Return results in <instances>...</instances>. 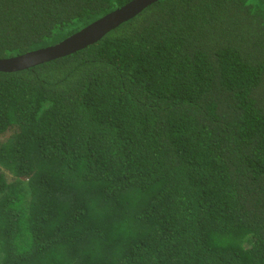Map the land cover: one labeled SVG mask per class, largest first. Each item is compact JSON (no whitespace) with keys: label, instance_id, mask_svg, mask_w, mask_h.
<instances>
[{"label":"trees","instance_id":"trees-1","mask_svg":"<svg viewBox=\"0 0 264 264\" xmlns=\"http://www.w3.org/2000/svg\"><path fill=\"white\" fill-rule=\"evenodd\" d=\"M129 0H0V57ZM0 264H264V0H155L0 71Z\"/></svg>","mask_w":264,"mask_h":264},{"label":"water","instance_id":"water-1","mask_svg":"<svg viewBox=\"0 0 264 264\" xmlns=\"http://www.w3.org/2000/svg\"><path fill=\"white\" fill-rule=\"evenodd\" d=\"M153 1L155 0H129L54 44L13 56L0 57V71L9 72L27 68L85 47Z\"/></svg>","mask_w":264,"mask_h":264}]
</instances>
